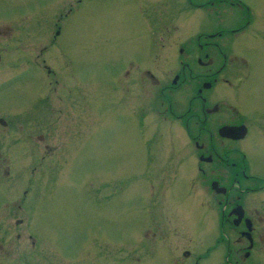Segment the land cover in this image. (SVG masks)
Returning a JSON list of instances; mask_svg holds the SVG:
<instances>
[{
	"label": "flooded vegetation",
	"instance_id": "af4514ba",
	"mask_svg": "<svg viewBox=\"0 0 264 264\" xmlns=\"http://www.w3.org/2000/svg\"><path fill=\"white\" fill-rule=\"evenodd\" d=\"M92 6L115 10L134 28L129 36L145 41L139 55L108 42L101 58L110 90L98 103L100 113L109 107L119 118L123 92L136 124L151 114L160 118V145H148L140 130L139 145L135 139L129 152L134 166L156 172L142 179L148 217L140 235L160 240L167 263L170 255L173 264L214 257L222 264H264V167L251 152L264 148V110L252 104L264 61V6L255 0H71L54 17L57 29L44 45L38 31L25 32L24 8L14 19L1 0L0 255L19 264L38 259L39 241L30 226L20 227L19 212H32L38 202L29 193L43 165L56 167L58 124L69 127L63 136L77 140L80 130L72 132L80 126L79 140L87 137V55L67 54L57 39L73 11L85 16ZM225 127L244 136L222 135ZM120 190L113 185L112 203ZM21 242L29 250L14 254ZM10 243L16 247L10 250Z\"/></svg>",
	"mask_w": 264,
	"mask_h": 264
},
{
	"label": "rangeland",
	"instance_id": "374dc122",
	"mask_svg": "<svg viewBox=\"0 0 264 264\" xmlns=\"http://www.w3.org/2000/svg\"><path fill=\"white\" fill-rule=\"evenodd\" d=\"M69 1L3 0L7 8L5 12H9V17L14 19L24 8L23 16L28 17V25L23 28L27 33L38 31L42 45L44 42L49 43L57 29L52 21L60 11H65ZM255 1L264 6V0ZM29 18L37 19V22L30 23ZM135 33L132 25L123 23L115 10L95 6L90 7L85 16L80 10L73 11L65 21L61 36L57 39L59 45L64 46V51L73 57L82 51L87 55V137L79 140L80 126L73 128L72 132L73 136L80 130L77 140L75 137L63 136L69 127L58 124V148L53 158L56 167L47 168L49 165H43L29 193L38 202L32 205V212L27 211L29 217L27 212H19L18 215L23 220L20 227L30 226L39 241L36 251L38 259L34 263L29 261L21 264H173L170 255L168 263L165 262L166 256L159 239L140 235L144 220L148 217L143 211L142 194L145 190L142 179L145 174L154 177L156 172L134 166L129 156L135 139L139 145L140 130L145 131L142 140H148V145H160V118L151 114L144 122L138 118L136 124L129 116L130 103L123 92L120 93L119 118L116 110L109 108L108 104L105 112L100 113L98 109L100 97L110 90L106 85L110 75L102 67V51H105L106 56L109 54V48L106 47L109 42L112 49L121 53L134 52L139 55L145 47V41L137 36H129ZM237 43L240 46V41ZM61 52L63 50L54 48V54L60 55ZM253 87H258L259 95L252 104L264 110V61L257 70ZM140 94L143 100L145 94L142 90ZM251 152L258 167L263 168L264 148L256 147ZM133 173L137 176L136 196L130 185L134 179ZM119 184L121 190L116 195L118 199L112 203L109 199H112L113 185ZM98 196L103 199V204L99 203ZM152 210L155 217L158 216L160 202L156 212L153 207ZM149 215L154 217L150 212ZM11 247H16V244H8L10 250ZM24 247L25 244L21 242L14 254L27 253L29 249L25 250ZM216 260L214 257L200 264H222L220 261L215 263ZM0 264L19 263L0 255Z\"/></svg>",
	"mask_w": 264,
	"mask_h": 264
},
{
	"label": "water",
	"instance_id": "95a60500",
	"mask_svg": "<svg viewBox=\"0 0 264 264\" xmlns=\"http://www.w3.org/2000/svg\"><path fill=\"white\" fill-rule=\"evenodd\" d=\"M237 131L240 132V129L238 130V128H230V127H225L221 129L222 135L231 136L233 134L232 136H234V138L235 137L242 138L244 136V133L241 134L238 133L239 135H234Z\"/></svg>",
	"mask_w": 264,
	"mask_h": 264
}]
</instances>
